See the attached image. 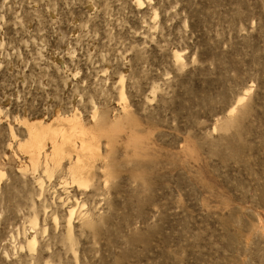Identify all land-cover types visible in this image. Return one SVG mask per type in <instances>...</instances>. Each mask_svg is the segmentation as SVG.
<instances>
[{
	"label": "rangeland",
	"instance_id": "1",
	"mask_svg": "<svg viewBox=\"0 0 264 264\" xmlns=\"http://www.w3.org/2000/svg\"><path fill=\"white\" fill-rule=\"evenodd\" d=\"M0 264H264V0H0Z\"/></svg>",
	"mask_w": 264,
	"mask_h": 264
},
{
	"label": "bare ground",
	"instance_id": "2",
	"mask_svg": "<svg viewBox=\"0 0 264 264\" xmlns=\"http://www.w3.org/2000/svg\"><path fill=\"white\" fill-rule=\"evenodd\" d=\"M180 56V55H179ZM178 58V57H177ZM28 130H29V135H30V139H31V143H30V147H31V157L32 158H34V157H38V153H39V151H38V140L40 139V134L42 133V132H36V131H34V130H32V128H31V126L30 127H28ZM54 132V131H53ZM80 132V131H79ZM51 134V133H50ZM54 134H55V132L54 133H52V135H53V137H55L54 136ZM65 134V133H64ZM51 137V136H50ZM63 137V136H62ZM69 139H71L69 136H67V138H66V140L65 141H70ZM80 144V143H79ZM51 147H52V151L53 152H56L59 148H57V146H56V143H52V145H51ZM78 149H79V151L80 152H83L84 150H87V149H89V147L85 144V143H83V142H81V144L80 145H78ZM71 150H73L74 152H76V150H77V146H74V145H72V148H71ZM61 152V151H60ZM84 159H86V158H84ZM81 159L79 158V157H77L76 158V160H75V163H74V168L72 169L73 170V172H72V182H74L75 184H77V185H82L83 184V179H82V176H81V171L83 170V169H85V167H86V164L85 163H81V161H80ZM80 161V163H78ZM83 173V172H82Z\"/></svg>",
	"mask_w": 264,
	"mask_h": 264
}]
</instances>
